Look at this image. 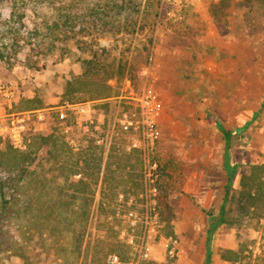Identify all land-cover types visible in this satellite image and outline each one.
<instances>
[{
	"label": "rangeland",
	"instance_id": "374dc122",
	"mask_svg": "<svg viewBox=\"0 0 264 264\" xmlns=\"http://www.w3.org/2000/svg\"><path fill=\"white\" fill-rule=\"evenodd\" d=\"M138 1L149 4L151 14L157 15L150 27L143 33L100 40L94 47L102 62L108 58L107 62L126 69L109 81L110 96L95 100V123L81 124L76 115L68 114L72 131L80 139L79 149L95 139L94 156L103 155L106 164L111 155L107 162L116 169L115 161L129 152L118 119L123 112L135 110L132 97L148 82L160 93L164 106L160 139L149 162L142 157L139 188L129 184L125 188L126 181L118 179L126 175L118 171L104 184L102 169L100 182L94 185L80 257L72 260L73 237H68L62 253L55 246L63 238L47 233L45 245L37 235L30 244L35 264H63L64 257V264H107L111 253L119 255L121 264H192L190 258L205 246L208 213H217L223 202L226 148L231 161L240 163L235 190L240 189L244 172L264 163V2ZM5 15L6 7L0 6V19ZM64 49V54L34 56L36 67L28 65L26 49L11 63L0 60V81L12 80L23 91L17 102L0 105V122H8L7 113L29 111L24 122L15 120L18 138L5 131L0 139H10L15 146L19 142L21 148L32 133L46 134L54 128L64 135L60 107L88 100L77 91L65 97L66 84L82 73V61L91 51L84 45L83 54L79 53L74 43ZM22 124L25 127L18 128ZM222 129L241 130L227 143ZM46 174L49 180L57 177ZM130 211L136 213L134 225ZM242 215L238 202H231V222L214 233L215 251L220 255L229 245L239 251L238 264H260L264 222ZM113 247L115 251L110 252ZM0 261L22 262L6 249L1 250Z\"/></svg>",
	"mask_w": 264,
	"mask_h": 264
},
{
	"label": "trees",
	"instance_id": "16d2710c",
	"mask_svg": "<svg viewBox=\"0 0 264 264\" xmlns=\"http://www.w3.org/2000/svg\"><path fill=\"white\" fill-rule=\"evenodd\" d=\"M245 1L248 5L252 1L264 2ZM0 6L6 7L4 19H0V60L4 63H11L26 49L28 65L36 67L34 56L64 54V46L72 43L83 54L84 45H89L91 51L82 61V73L67 82L64 92L68 97L77 91L83 99L88 98L84 101L109 97L113 91L109 81L124 69L119 63L116 66L107 62L108 58L102 62V56L94 51L97 42L121 34L143 33L157 17L151 14L149 4L138 0H0ZM253 9L258 10L251 6ZM240 130L222 129L225 141L230 143ZM94 143L95 139H91L88 147L74 150L65 134L54 128L46 134L32 133L21 148L10 139H0V254L3 249L14 251L21 264H35L30 244L37 235L45 245L50 233L63 238L55 246L62 253L68 237H73L71 255L75 261L81 255L80 243L91 218L94 185L100 182L102 169L106 176L104 184L110 174L118 171L120 176L126 175L118 179L126 181L125 188L128 184L132 189L141 186L143 160L139 151L124 153L113 169V163L107 162L111 155L107 156L106 164L103 155L94 156ZM239 167L240 163L231 161L230 151L226 152L223 202L217 214L208 213V256L214 232L231 222L228 217L231 202H238L242 216L264 217V163L253 164L250 172H244L240 189L235 190ZM46 172L57 177L49 180ZM112 194L115 195L114 191ZM114 251L111 248L110 252Z\"/></svg>",
	"mask_w": 264,
	"mask_h": 264
},
{
	"label": "built area",
	"instance_id": "2783aa9c",
	"mask_svg": "<svg viewBox=\"0 0 264 264\" xmlns=\"http://www.w3.org/2000/svg\"><path fill=\"white\" fill-rule=\"evenodd\" d=\"M169 15L172 13L169 12ZM13 83L11 82H1L0 81V95L4 93L13 92ZM135 100L136 108L133 112L125 111L123 112L118 123L122 131L127 135L125 148L127 151H139L143 157L145 163L149 162L148 157L151 152L155 149L156 143L160 139V120L163 116L164 106L162 98L157 89L148 82L141 93L137 94L136 97H132ZM98 102L93 101H83V102H73L65 103L64 107L61 106L59 109V115L62 120H64V134L68 143L72 146L74 150L79 149L80 139H76L73 131L71 120L69 117V112L76 115L80 120L81 124H94L95 114H96V104ZM25 119H20V123L24 122ZM13 125V126H12ZM12 126V127H11ZM16 123H12L10 127L7 128L6 132L13 133L14 138H18V131H16ZM25 125H18V128H24ZM18 147L19 142L15 141ZM156 167V163H152ZM149 175L148 170L146 171V176ZM128 216L131 223L136 224V213L130 211ZM264 222V217L261 218ZM264 242V237H263ZM254 249L252 246L250 247ZM107 264H121L119 257L117 255H110Z\"/></svg>",
	"mask_w": 264,
	"mask_h": 264
},
{
	"label": "crops",
	"instance_id": "0c3cea01",
	"mask_svg": "<svg viewBox=\"0 0 264 264\" xmlns=\"http://www.w3.org/2000/svg\"><path fill=\"white\" fill-rule=\"evenodd\" d=\"M8 82H11L14 84L13 85V87H14L13 92L1 94L0 95V105H3L4 103H7V102L13 104V102H17L23 94L22 93L23 91H21L18 83H15L12 80L8 81ZM26 113L28 114L29 111H27V112L26 111L25 112L18 111V112L7 113L6 117L10 118V119L7 120L8 122H6V120H5V122L4 121L0 122V133L5 132L7 130V128L10 127V125L12 123H15L16 119H25V117L27 115ZM228 151H229V149L227 147L225 150V154H224V163H225L226 152H228ZM218 212H219V210H218ZM217 213H213V214H217ZM222 226H225V225H221L220 227H222ZM209 227H210V221H209L208 226H207L205 246L201 250H198L199 253H197V251L194 253L195 255L192 258H190V260L192 259L190 261V263L192 262V264L193 263H195V264H235V263H237L238 264L237 260L240 258L239 257V255H240L239 251L229 249V245L225 246L226 249L221 251L222 253L220 255L215 251V247H214V243H213L214 235L212 237L211 246H210V250H209V256H208L207 238H208ZM219 228L217 230H219ZM159 262L160 261H158V264H160ZM250 264H256V262L252 261V262H250ZM260 264H264V261L260 262Z\"/></svg>",
	"mask_w": 264,
	"mask_h": 264
}]
</instances>
